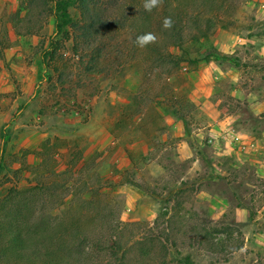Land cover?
<instances>
[{
    "label": "rangeland",
    "instance_id": "1",
    "mask_svg": "<svg viewBox=\"0 0 264 264\" xmlns=\"http://www.w3.org/2000/svg\"><path fill=\"white\" fill-rule=\"evenodd\" d=\"M29 3L0 0V264H116L113 224L135 225L124 264H264V0L101 1L114 26L49 68L54 19ZM170 220L164 256L144 239Z\"/></svg>",
    "mask_w": 264,
    "mask_h": 264
},
{
    "label": "trees",
    "instance_id": "2",
    "mask_svg": "<svg viewBox=\"0 0 264 264\" xmlns=\"http://www.w3.org/2000/svg\"><path fill=\"white\" fill-rule=\"evenodd\" d=\"M36 1H40L42 5L41 15L45 14V16L52 17L54 19V35L51 37L49 47L43 51L42 56L43 63L46 68H49L50 62H53L60 56L62 57V55H58V51L65 46L67 41L73 40L75 44L78 42L79 36H75V34L80 33V38L85 42L90 43L94 41L95 37H99L103 30H109L112 28V26H114L107 17H103L104 12L100 10L101 1L111 0H30L28 6H32ZM23 8L24 7H20L19 10L13 14L12 18H10V22L14 30L18 29L20 22L25 21V18L20 16V12ZM75 9L81 11V15L83 16L82 20L74 18L73 10ZM172 21L173 26L168 30V38L171 40L172 46L179 47L184 43L185 33L180 26L178 18H172ZM190 21L198 30V34L193 36L197 40L208 39V37L215 30V25L211 18L207 17L205 19H201L197 15H192L190 17ZM114 23H117V21ZM162 60L167 61L169 64H173L175 66L174 68H177L182 62L181 57L175 56L173 54H168L167 56L163 55ZM92 63H94V61H92ZM183 193L184 191L181 190L178 195L180 196ZM171 223L173 224V222L170 220V222H168V225L170 224V226L163 233L167 240H164L165 238L162 236H160L161 241L159 240V236L144 239V241L148 240L151 243H156L157 241V246H161L163 251H165L164 256L166 255V247L163 242L170 240L169 234L171 231L173 232V225ZM132 225L134 224H113L111 225V229L108 232L109 238L107 239V242L110 241L112 244L110 248L112 254H115V258H117V254H122L120 259H116L118 262L116 264H124L127 260L126 253L128 250L126 248L130 243H125V238L124 236H121V234L125 231H128L127 229ZM74 238L79 240V236H75ZM113 239L114 241H112ZM21 242H24V240L22 239V235L20 233L13 231L11 234H9L8 248H14L18 243ZM67 244V242H64L63 246H66ZM78 244H82V242L80 241ZM136 245H143V241H137ZM72 246L73 245H67L66 248H70ZM94 249L95 247L92 246V250ZM19 250L22 251L23 249ZM140 256L143 255L140 254Z\"/></svg>",
    "mask_w": 264,
    "mask_h": 264
},
{
    "label": "clouds",
    "instance_id": "3",
    "mask_svg": "<svg viewBox=\"0 0 264 264\" xmlns=\"http://www.w3.org/2000/svg\"><path fill=\"white\" fill-rule=\"evenodd\" d=\"M162 4V0H144L143 7L145 11L151 12L153 8H156ZM164 29H170L173 26V21L170 17H165L162 24ZM157 37L155 34L149 32L136 37V44L143 48L148 44L155 43Z\"/></svg>",
    "mask_w": 264,
    "mask_h": 264
}]
</instances>
